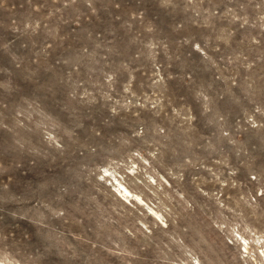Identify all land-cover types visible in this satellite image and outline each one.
I'll return each mask as SVG.
<instances>
[{
	"label": "rangeland",
	"instance_id": "374dc122",
	"mask_svg": "<svg viewBox=\"0 0 264 264\" xmlns=\"http://www.w3.org/2000/svg\"><path fill=\"white\" fill-rule=\"evenodd\" d=\"M0 264H264V0H0Z\"/></svg>",
	"mask_w": 264,
	"mask_h": 264
},
{
	"label": "bare ground",
	"instance_id": "6f19581e",
	"mask_svg": "<svg viewBox=\"0 0 264 264\" xmlns=\"http://www.w3.org/2000/svg\"><path fill=\"white\" fill-rule=\"evenodd\" d=\"M124 192H126L127 194H130V192L126 188L124 189Z\"/></svg>",
	"mask_w": 264,
	"mask_h": 264
}]
</instances>
